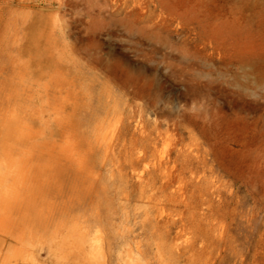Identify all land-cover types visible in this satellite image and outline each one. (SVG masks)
I'll use <instances>...</instances> for the list:
<instances>
[{"label": "rangeland", "instance_id": "obj_1", "mask_svg": "<svg viewBox=\"0 0 264 264\" xmlns=\"http://www.w3.org/2000/svg\"><path fill=\"white\" fill-rule=\"evenodd\" d=\"M0 250L264 264V0H0Z\"/></svg>", "mask_w": 264, "mask_h": 264}, {"label": "bare ground", "instance_id": "obj_2", "mask_svg": "<svg viewBox=\"0 0 264 264\" xmlns=\"http://www.w3.org/2000/svg\"><path fill=\"white\" fill-rule=\"evenodd\" d=\"M236 111V110H235ZM234 111V112H235ZM31 222V221H30ZM28 223V221H27V219H23V221H22V224H21V227L19 226H17V222H16V213L15 212H12L11 213V219H10V224H9V228H8V231H7V233L3 236V239L5 240V241H15V242H18L21 246H20V249L19 248H17V249H19V251H21L25 256H26V253L27 252H34L35 251V248H34V246L36 247V243L34 244V240L36 239V232H38V230H36V228H35V225L33 224L32 225V223H31V225H28L27 224ZM40 225L41 226H39L40 227V229H42V230H44L45 232L41 235L42 236V238L44 239L43 241H51V242H53L54 240H55V238L56 237H59L60 238V231H61V227H59L58 228V230H57V234H54V233H52V234H48V230H49V226H50V224L46 221V219L45 218H40ZM89 227V226H88ZM38 228V227H37ZM65 228V227H64ZM78 229V228H77ZM77 229H75V228H70V229H68L67 230V235L68 236H70L72 239H73V237L75 236L74 235V232L75 231H77ZM96 229V228H95ZM36 230V231H35ZM65 230V229H64ZM64 230H62V231H64ZM79 230V229H78ZM81 230V229H80ZM79 230V231H80ZM91 230V229H90ZM54 231H56V230H54ZM61 231V232H62ZM79 231H78V233H79ZM88 231H89V229H88ZM88 231H81L82 233H80L79 235H76V236H78V238L77 239H79V240H77V241H79V243H80V246H77V245H79L78 243H76L75 242V240L76 239H73L74 240V242L77 244H75L76 245V247L78 248V250L82 253H89V252H91V251H94V249H93V242H91L90 241V239L87 237V236H89V233H88ZM41 232V231H40ZM93 232V231H92ZM96 232V231H95ZM93 233V235L94 234H96V233ZM65 233V232H64ZM61 235H63L62 233H61ZM64 235H66V233L64 234ZM92 235V236H93ZM94 236H96V235H94ZM39 237H40V235H39ZM38 237V238H39ZM41 237H40V241H39V243H43V242H41L42 239ZM63 238H65V237H63ZM71 238H68L67 237V243H69L68 244V246L67 247H69L70 246V244H71V242L70 241H72V243H73V240H71ZM76 238V237H75ZM93 238V237H92ZM62 239V238H61ZM58 240V239H57ZM57 240H56V242H57ZM65 240V239H64ZM70 240V241H69ZM94 240V239H93ZM51 242H50V244H48V245H46L47 247H45V248H43L42 246V248L45 250L44 251V253H48V254H52L53 253V250H54V247L57 245V244H55V246L53 247V244H51ZM55 242V243H56ZM64 242V241H63ZM66 242L64 243L65 244V247H66ZM14 243V242H13ZM47 243V242H46ZM58 243V242H57ZM45 244V243H44ZM43 244V245H44ZM59 245H60V243H58ZM63 244V243H62ZM62 244H61V246H62ZM63 244V245H64ZM101 245H103L102 243H100ZM28 245H29V247H30V245L33 247V250H30V248H28ZM58 245V246H59ZM72 245H74V243L73 244H71V246ZM74 245V246H75ZM100 246V245H99ZM98 246V247H99ZM105 246V245H104ZM125 246V245H124ZM124 246H122V245H120V244H116V247H118L119 249H121V251H125L126 249V247L124 248ZM75 247V248H76ZM95 247H97V246H95ZM97 247V248H98ZM101 247V246H100ZM103 247V246H102ZM101 247V248H102ZM2 248V247H1ZM56 248V247H55ZM58 248V247H57ZM61 248H64V247H61ZM71 248H73V247H70L69 249L72 251V249ZM77 248L75 249V250H77ZM16 249V248H15ZM40 249L41 248H39V252L38 253H41L40 252ZM42 249V250H43ZM68 249V248H67ZM66 249V250H67ZM69 249H68V251H69ZM93 249V250H92ZM104 249V248H103ZM57 250H60V249H57ZM63 250V249H62ZM75 250H73L75 253H79V252H77V251H75ZM106 250V249H105ZM109 249L107 248V251H108ZM2 250H0V252H1ZM19 251H17L18 253H19ZM64 251V250H63ZM102 251V250H101ZM121 251H120V253H121ZM126 251H130L129 250V248H128V250H126ZM125 251V252H126ZM16 252V251H15ZM62 252V251H61ZM60 252V253H61ZM65 252V251H64ZM73 252V253H74ZM98 252H99V250H98ZM125 252H124V254H125ZM63 253V252H62ZM75 253H74V255H75ZM86 253V254H87ZM107 253V252H106ZM127 253V252H126ZM12 254H14V253H12ZM16 254V253H15ZM56 254H59V253H56ZM105 254V253H104ZM128 254V253H127ZM18 255V254H17ZM29 255V254H28ZM32 255V254H31ZM35 256L37 255H41V254H34ZM42 255H43V252H42ZM78 255V254H77ZM76 255V256H77ZM85 257H86V255L85 254H83ZM83 255L81 256V257H83ZM123 254L121 253V255L120 256H122ZM37 256H36V260H37ZM52 256V255H51ZM57 256V255H56ZM56 256H53L54 258H56ZM79 256H80V253H79ZM88 256H89V254H88ZM124 256V255H123ZM122 256V257H123ZM14 257H16V256H14ZM18 258H19V256H17ZM16 257V259L18 260V258ZM20 257H22V256H20ZM28 257V256H27ZM27 257H25L24 258V256H23V258H19L20 260H22V261H16V263H13V261H11L13 264H26V262L24 261V259L27 261V259H29V258H27ZM31 257H33V256H31ZM50 257V256H49ZM49 257H48V259H49ZM13 258V257H12ZM35 258V257H34ZM33 258V259H34ZM112 258V257H111ZM124 259H125V257H123ZM42 259V258H41ZM46 259V258H45ZM47 259V260H48ZM51 259H52V257H51ZM50 259V260H51ZM29 260H31V259H29ZM28 260V262H29V264H30V261ZM35 260V259H34ZM46 260V261H47ZM49 260V261H50ZM57 260V259H56ZM83 260V259H82ZM41 261V260H40ZM43 259H42V264H46V263H43ZM49 261H47L48 262V264L50 263ZM52 261H55V260H52ZM51 261V262H52ZM104 261V260H103ZM106 261V260H105ZM109 261V260H108ZM118 261H120L119 259H118ZM117 261V262H118ZM35 262V261H34ZM34 262H32L31 264H34ZM37 263H38V260L36 261ZM36 262H35V264H36ZM45 262V261H44ZM85 262V261H84ZM93 262V261H92ZM41 263V262H40ZM55 263V262H54ZM63 263H64V261H63ZM90 263V262H89ZM119 264H121L120 262H118ZM39 264V263H38ZM51 264H53V263H51ZM55 264H57V263H55ZM65 264V263H64ZM67 264V263H66ZM91 264V263H90ZM108 264V263H107ZM129 264H131V263H129Z\"/></svg>", "mask_w": 264, "mask_h": 264}]
</instances>
